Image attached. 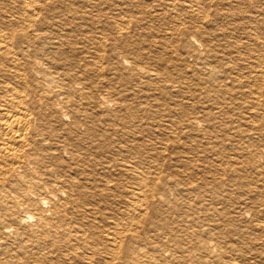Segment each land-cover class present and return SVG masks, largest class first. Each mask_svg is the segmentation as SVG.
<instances>
[{"label": "bare ground", "instance_id": "6f19581e", "mask_svg": "<svg viewBox=\"0 0 264 264\" xmlns=\"http://www.w3.org/2000/svg\"><path fill=\"white\" fill-rule=\"evenodd\" d=\"M126 2L0 0V264H264V0Z\"/></svg>", "mask_w": 264, "mask_h": 264}, {"label": "rangeland", "instance_id": "374dc122", "mask_svg": "<svg viewBox=\"0 0 264 264\" xmlns=\"http://www.w3.org/2000/svg\"><path fill=\"white\" fill-rule=\"evenodd\" d=\"M169 1L168 0L167 1H165V0H127L126 3L128 5V8L131 9L132 11L135 9V7L134 8H131L132 5H130V4H133L134 3L135 5H138V6H140V5L141 6L142 5L143 6H146L145 7L146 8V13H148V12L152 11L151 10V6L154 3L161 2V3L169 4ZM244 7H245L244 4L238 5V7H237L239 9L238 13L243 12L244 14H246V11L247 10H245ZM227 8H229V7H227ZM126 15L128 16V18L130 17V19H133V20H138V19H140L142 17L140 14H136L134 12H132V14H126ZM239 21H241V20H239ZM146 23H147L146 24V32H144V34H146V35L150 34V36L151 35H159V34L161 35V34H164V32H165V34H167V37H168V36H170L169 34L172 33V29L171 28L174 25L173 23L172 24H166V21L163 22L162 20H159V21L154 22L153 24H151V26H148L149 23L147 21H146ZM157 29L160 30L159 33L157 32L158 31ZM146 38H148V37L146 36ZM178 39L177 38L174 39V37H173V38H171V40H169L170 43H172V42L175 41L174 42V45L177 47V49H178V47L180 45ZM168 50L165 53V56H167V58H169L168 61H170V60L173 59L174 56ZM184 52H185V50L179 49V53L180 54L184 55ZM169 54H171V55H169ZM184 57H185V60H186V63L187 64H191L193 62V59L190 58L189 56H185L184 55ZM177 100L180 101V102H183V103H185V102L190 103V101H187L188 98H177ZM233 101H234V103H232L231 105H229L228 101L225 98L224 100H220L218 103H220V105H222V107H223V113L226 114L225 117L228 118L227 119L228 122H233V125H235V127H236V126H239L243 122V121H241V117L242 118H245V116H249V115L247 114L248 113L247 106H246L247 103L245 102V100H242V99L238 98L236 100L234 99ZM233 105H235V106H233ZM236 105H242V109H236ZM214 113H215V111H214ZM239 116H240V118H239ZM222 123L219 122V120H218L217 125H219L220 127H224L225 123H223V124ZM235 123L238 124V125H236ZM248 220H250L249 217L246 218V221H248Z\"/></svg>", "mask_w": 264, "mask_h": 264}]
</instances>
